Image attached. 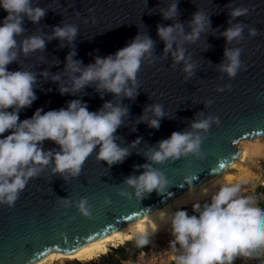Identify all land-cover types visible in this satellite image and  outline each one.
Wrapping results in <instances>:
<instances>
[{"label": "water", "instance_id": "1", "mask_svg": "<svg viewBox=\"0 0 264 264\" xmlns=\"http://www.w3.org/2000/svg\"><path fill=\"white\" fill-rule=\"evenodd\" d=\"M172 2L31 0V6L42 8L45 15L38 23L25 16V31L16 37L17 59L7 66L9 71H32L37 79L34 86L37 99L19 113L20 120L31 118L38 108L46 112L67 107V102L74 99L86 103L89 111H97L106 101H111L128 108L115 133V142L126 148L129 155L122 163L109 166L97 159V146L75 176L54 172V162L36 166L41 170L28 179L14 204L0 203V264H32L51 252L69 254L64 249L78 250L108 236L165 206L189 186L218 175L239 158L236 144L240 140H264V0H178V16L175 20H164L161 10H167ZM235 7H246L249 11L246 16L232 20V24L243 23L247 27L242 40L228 43L222 33L231 26L230 11ZM197 11H202L211 23L194 43L181 45L185 59L195 65L193 75L185 79L184 62L174 64L171 52L164 53L157 25L179 22L187 34L191 31L189 21ZM6 15L0 8V24ZM65 25L77 29L71 43L66 39H49L55 27ZM249 28L257 30L255 37L249 36ZM138 34L148 35L154 47L151 56L146 54L141 62L134 99L114 97L110 93H104L101 98L95 85L60 95L59 88L65 86L71 90L72 75H79L65 71L69 52L74 51L76 55L72 59L87 66L96 57L114 55ZM30 36H41L45 48L25 56L19 44ZM176 47L174 43L173 51ZM226 48L242 49V67L234 78L220 70L221 63L226 62ZM45 71L47 76L41 75ZM56 75L60 80L53 82ZM156 104L164 112L158 130L147 123L156 118L151 111V106ZM142 116L146 117L143 122ZM209 117L215 119L207 131L191 127L194 122ZM173 132L199 134L202 138L199 154L189 153L163 163L150 161L145 154L158 150L159 141L168 139ZM138 138L140 142L133 146ZM43 149L59 151V146L46 140ZM144 164L158 169L168 184L162 191L144 193L141 198L126 180L141 175L145 169L134 166ZM82 199L87 201V216L78 208ZM127 216L133 219L127 221Z\"/></svg>", "mask_w": 264, "mask_h": 264}, {"label": "clouds", "instance_id": "2", "mask_svg": "<svg viewBox=\"0 0 264 264\" xmlns=\"http://www.w3.org/2000/svg\"><path fill=\"white\" fill-rule=\"evenodd\" d=\"M0 8L7 13L0 24V203L12 206L28 179L41 170L36 166H47L54 162V172H68L75 176L97 146V159L109 166L122 163L129 152L115 142V133L123 123L122 118L128 114V108L106 101L97 111H89L86 103L74 99L67 102V107L46 112L38 108L31 118L20 120L19 113L31 107L37 99L34 91L37 79L32 71H9L7 66L17 59L16 37L25 31V16L32 23H38L45 12L42 8H33L31 0H0ZM248 11L246 7H235L230 11L231 26L222 33L228 43L243 39L247 25L232 24V20L246 16ZM161 12L164 20H175L178 16V0H173L167 10ZM210 23L202 11H197L189 21L191 31L187 34L179 22L168 26L157 25V35L164 42V53L171 52L174 64L184 62L183 71L187 73L185 79L193 75L195 65L185 59V49L181 45L183 42L194 43ZM76 34L75 26H57L49 39H66L71 43ZM248 34L255 37L257 30L249 28ZM174 43L177 44L175 51ZM153 47L154 41L148 35L138 34L114 55L96 57L94 63L87 66H83L82 61L73 60L76 53L69 52L65 71L79 75H72L71 90L65 86L59 88L60 95L74 94L86 86L95 85L101 98L104 93H110L114 97L134 99L141 62L146 54L151 56ZM19 48L27 56L30 52L43 50L45 40L41 36H30L20 42ZM241 54V48L225 49L226 62L221 63L220 70L228 77L234 78L241 69ZM41 75L47 76V72ZM52 80L59 81L60 76H53ZM151 111L156 118L148 120V126L158 130L160 118L164 116L162 106L152 105ZM140 119L143 122L146 117ZM214 119L209 117L199 120L191 127L207 131ZM6 132L10 134L4 135ZM46 140L58 145L59 151H45L43 143ZM139 142L140 138L133 142V146ZM201 142L199 134L173 132L168 139L159 141L158 150L145 155L154 163H163L189 153L199 154ZM139 167L145 171L126 180L127 185L135 188L137 197L142 198L144 193L154 190L160 192L168 184L164 175L150 164L134 166ZM239 192V185L224 184L203 206L199 203L192 205L196 214L189 215L181 209L171 214L169 219L173 239L169 245L182 250L176 257L177 264H234L237 257H251L257 250L264 251V208L255 206L251 198L240 196ZM86 203L82 199L78 208L87 216ZM160 215L164 218L168 213L161 211ZM158 230V226L153 224L152 235ZM149 242L148 235L138 238L140 245Z\"/></svg>", "mask_w": 264, "mask_h": 264}, {"label": "bare ground", "instance_id": "3", "mask_svg": "<svg viewBox=\"0 0 264 264\" xmlns=\"http://www.w3.org/2000/svg\"><path fill=\"white\" fill-rule=\"evenodd\" d=\"M247 157V150L241 149L239 158L235 160L237 161L236 163L234 161L231 165L223 169L218 175L203 183L189 186L184 193L175 196L160 209L149 212L136 221L128 223L124 227L118 229L114 233L99 238L95 242L85 245L74 252L69 254H58L51 252L40 261L34 262L32 264H53L63 262L64 260L87 262L95 257L107 253L109 249L116 248L125 242L139 238L142 235H152L153 224L157 225L159 228L154 236L159 234H162L163 236H169V234H171V225L169 219L171 214L180 209L186 210L188 212L189 210H192L193 204L199 203L202 205L206 201H209L211 196L219 190L221 185H234L237 181L233 176V169L236 168V164L238 162L245 161ZM161 211L168 213V216L161 218ZM142 229L143 231H141Z\"/></svg>", "mask_w": 264, "mask_h": 264}, {"label": "rangeland", "instance_id": "4", "mask_svg": "<svg viewBox=\"0 0 264 264\" xmlns=\"http://www.w3.org/2000/svg\"><path fill=\"white\" fill-rule=\"evenodd\" d=\"M255 140H254L255 142L240 140L236 144V147L239 150L241 149L247 150L248 157L245 161L238 162L236 164V168L233 169V176L236 178L237 181L235 182L234 185L240 186L239 195L251 198L253 202H254L253 193L255 192V190L257 188L264 189V185L261 186V183L264 184V140L261 138H257ZM236 162L237 161H235V163ZM259 196L261 197L262 195L260 194ZM209 201H206L205 203ZM203 204L201 206H203ZM188 213L189 215L196 214L193 212V209L189 210ZM148 237L150 240L148 250L143 254H139V256H137L134 263L129 261L126 264H168L170 262H176V257L181 254L182 250H179L178 246L177 249H173L172 247H170L169 242L173 239L171 234H169V236L168 235L163 236L162 234H159L157 236L150 235ZM125 243L119 246H123ZM98 257H95L92 260H96L98 259ZM92 260H89L87 262H90ZM78 262L80 264L87 263L80 261ZM53 264H76V263L74 260H64L63 262L53 263Z\"/></svg>", "mask_w": 264, "mask_h": 264}, {"label": "trees", "instance_id": "5", "mask_svg": "<svg viewBox=\"0 0 264 264\" xmlns=\"http://www.w3.org/2000/svg\"><path fill=\"white\" fill-rule=\"evenodd\" d=\"M262 195L261 197L259 195ZM254 195V205L264 208V189L257 188ZM147 245H140L138 238L126 242L123 246H119L109 250L105 255L99 256L98 259L87 262L86 264H122L123 262H135L137 256L148 250ZM76 264H80L75 261ZM168 264H177L170 262ZM234 264H264V251L257 250L251 257H237Z\"/></svg>", "mask_w": 264, "mask_h": 264}, {"label": "snow or ice", "instance_id": "6", "mask_svg": "<svg viewBox=\"0 0 264 264\" xmlns=\"http://www.w3.org/2000/svg\"><path fill=\"white\" fill-rule=\"evenodd\" d=\"M220 167L223 168L224 165H223V164H220ZM132 219H133L132 216H127V217H126V220H127V221H131ZM91 238H92V237H89V239H91ZM64 251L70 253V252H74V251H76V248H66V249H64Z\"/></svg>", "mask_w": 264, "mask_h": 264}, {"label": "crops", "instance_id": "7", "mask_svg": "<svg viewBox=\"0 0 264 264\" xmlns=\"http://www.w3.org/2000/svg\"><path fill=\"white\" fill-rule=\"evenodd\" d=\"M126 263H128V262H123L122 264H126Z\"/></svg>", "mask_w": 264, "mask_h": 264}, {"label": "built area", "instance_id": "8", "mask_svg": "<svg viewBox=\"0 0 264 264\" xmlns=\"http://www.w3.org/2000/svg\"><path fill=\"white\" fill-rule=\"evenodd\" d=\"M264 184L263 183H261V186H263ZM143 254V253H142Z\"/></svg>", "mask_w": 264, "mask_h": 264}]
</instances>
